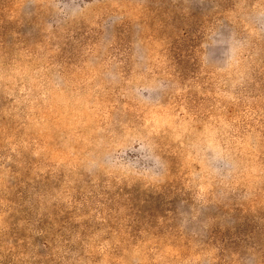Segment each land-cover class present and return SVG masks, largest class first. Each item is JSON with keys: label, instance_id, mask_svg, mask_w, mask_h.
Returning a JSON list of instances; mask_svg holds the SVG:
<instances>
[{"label": "rangeland", "instance_id": "obj_1", "mask_svg": "<svg viewBox=\"0 0 264 264\" xmlns=\"http://www.w3.org/2000/svg\"><path fill=\"white\" fill-rule=\"evenodd\" d=\"M0 264H264V0H0Z\"/></svg>", "mask_w": 264, "mask_h": 264}]
</instances>
